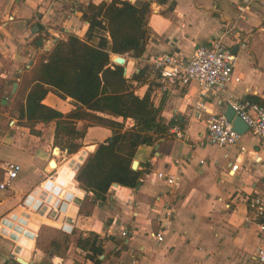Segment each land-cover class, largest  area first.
Here are the masks:
<instances>
[{
    "label": "crops",
    "instance_id": "obj_1",
    "mask_svg": "<svg viewBox=\"0 0 264 264\" xmlns=\"http://www.w3.org/2000/svg\"><path fill=\"white\" fill-rule=\"evenodd\" d=\"M100 1L108 0H0V181L6 163L19 165L10 185L0 189V264H22L16 258L23 264H91L75 245L77 236L87 232L102 239L98 264H258L253 258L256 229L248 220L244 197L264 192V155L250 152L257 140L248 130L227 147L205 143L203 132L206 112L223 113L228 97H257L264 107V0H147L149 33L141 56L117 55L124 58L126 78L138 68H149L133 92L140 97L149 86L152 104L160 106V120L175 122L182 137H175L169 127L152 145H137L131 161L141 170L140 183H112L103 200L94 201L78 187L71 170L109 130L87 126L79 148L66 154L52 143L53 122L36 133L10 110L20 75L35 56L67 33L82 37L87 23L80 19L79 8ZM224 20L233 24V34L221 40L235 56L237 81L204 97V111L197 113L196 86L160 92L148 58L164 52L189 58L195 45L220 36ZM244 37L247 47L241 48L238 43ZM12 81L16 88L11 94ZM42 103L62 113L74 108L69 97L61 99L51 90ZM83 123L77 121L76 127ZM131 124L130 119L124 121L126 127ZM238 145L245 151L239 152ZM167 170L178 174L176 188L168 190L156 177V172ZM40 196L51 202L55 216L48 214L47 206L38 209ZM164 207L171 212L162 219ZM42 225L71 234L63 256L49 255L45 245H36ZM152 231L161 241L153 240Z\"/></svg>",
    "mask_w": 264,
    "mask_h": 264
},
{
    "label": "trees",
    "instance_id": "obj_2",
    "mask_svg": "<svg viewBox=\"0 0 264 264\" xmlns=\"http://www.w3.org/2000/svg\"><path fill=\"white\" fill-rule=\"evenodd\" d=\"M79 11L80 19L87 23L83 36L67 33L63 39H56L49 51L35 56L33 64L20 75L11 112L36 133L53 122L52 143L66 154L79 148L87 126L106 127L109 135L96 143L74 176L78 187L92 200L101 201L112 183L126 187L140 183L141 170L130 165L134 148L152 145L166 136L175 122L160 120V106L152 104L149 86L142 96L134 94V84L145 81L150 72L147 66L126 78L123 66L110 61L111 54L141 56L149 33V1L88 2ZM49 90L61 99L69 97L74 108L62 113L42 103ZM241 99L263 106L257 97ZM126 119L132 122L128 127L124 125ZM79 120L84 122L81 128L76 127ZM70 235L42 225L35 243L45 245L49 255L63 256ZM75 245L91 264L100 262L102 239L96 233L78 235Z\"/></svg>",
    "mask_w": 264,
    "mask_h": 264
},
{
    "label": "built area",
    "instance_id": "obj_3",
    "mask_svg": "<svg viewBox=\"0 0 264 264\" xmlns=\"http://www.w3.org/2000/svg\"><path fill=\"white\" fill-rule=\"evenodd\" d=\"M222 30L218 37L211 38L203 44L193 47L189 58H181L173 52H164L149 56L148 62L153 73V81L157 89L164 94H171L176 90H184L190 84H194L197 90V99L194 102L196 112L204 111L203 98L208 94H216L221 91L231 81H237L233 77V67L235 56L226 46L221 36L233 34V24L229 20H224L221 24ZM248 38L244 37L238 43L241 48L247 47ZM226 105H229L235 116H238L247 126V130L256 137V148L250 152L257 155H264V107L255 102L242 100L241 98H226ZM204 119L203 140L210 145L227 147L236 145L239 134L232 128L222 112H206ZM175 137L181 138L182 133L175 125L170 127ZM64 151V150H63ZM238 151L243 152L245 148L238 145ZM65 153V151H64ZM84 152L80 155L83 157ZM237 167L235 162L230 166V171ZM19 165L8 162L4 165V178L0 181V189L10 185L16 177ZM77 166H73L76 173ZM76 170V171H75ZM74 173V176H75ZM50 176H48L49 178ZM156 177L160 179L168 190L176 188L179 176L176 172L160 171L156 172ZM38 209L47 206L48 214L56 215V209L51 202L40 196ZM248 220L252 221L256 229V246L253 254L254 261L258 264L264 262V192L248 194L244 197ZM170 209L164 207L162 219L170 215ZM150 236L156 242L161 241V235L157 232H150ZM121 235H125L122 231Z\"/></svg>",
    "mask_w": 264,
    "mask_h": 264
},
{
    "label": "water",
    "instance_id": "obj_4",
    "mask_svg": "<svg viewBox=\"0 0 264 264\" xmlns=\"http://www.w3.org/2000/svg\"><path fill=\"white\" fill-rule=\"evenodd\" d=\"M37 42L39 43V40ZM110 61L112 63L122 65L124 62V58L120 55L115 54V55L111 56ZM28 64H31V61H29ZM15 88H16V81H12L11 87H10V93L11 94L14 93ZM1 101L3 102L4 100H1ZM223 115L228 121L231 122L232 128L239 135L247 130V126L245 125V123L238 116L234 115L233 110L229 105L225 106V108L223 110ZM50 163L54 164L52 160H50L49 164ZM130 165H131V168H135L136 161L132 160ZM16 259L19 262H21L22 264L24 263L21 259H19V258H16Z\"/></svg>",
    "mask_w": 264,
    "mask_h": 264
},
{
    "label": "rangeland",
    "instance_id": "obj_5",
    "mask_svg": "<svg viewBox=\"0 0 264 264\" xmlns=\"http://www.w3.org/2000/svg\"><path fill=\"white\" fill-rule=\"evenodd\" d=\"M135 89H136V86L133 87V90H135ZM137 92H138V90H137ZM10 113H11V110H10ZM51 167H52V166H51Z\"/></svg>",
    "mask_w": 264,
    "mask_h": 264
},
{
    "label": "bare ground",
    "instance_id": "obj_6",
    "mask_svg": "<svg viewBox=\"0 0 264 264\" xmlns=\"http://www.w3.org/2000/svg\"><path fill=\"white\" fill-rule=\"evenodd\" d=\"M54 153H55V150H54ZM51 164H52V163H50V165H49L50 167H51ZM51 168H52V167H51Z\"/></svg>",
    "mask_w": 264,
    "mask_h": 264
}]
</instances>
